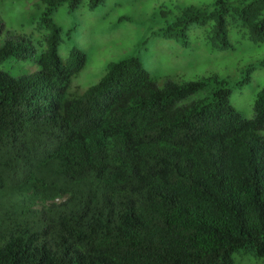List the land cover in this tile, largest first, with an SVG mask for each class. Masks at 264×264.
<instances>
[{"label": "trees", "instance_id": "1", "mask_svg": "<svg viewBox=\"0 0 264 264\" xmlns=\"http://www.w3.org/2000/svg\"><path fill=\"white\" fill-rule=\"evenodd\" d=\"M104 1L39 0L37 53L0 19V64L36 66H0V264L264 263V83L244 117L226 78L157 84L129 54L69 90L86 55L59 56L50 14ZM189 24L217 49L231 27L262 42L264 0L190 4L161 33L184 38ZM262 67L249 63L232 86Z\"/></svg>", "mask_w": 264, "mask_h": 264}, {"label": "rangeland", "instance_id": "2", "mask_svg": "<svg viewBox=\"0 0 264 264\" xmlns=\"http://www.w3.org/2000/svg\"><path fill=\"white\" fill-rule=\"evenodd\" d=\"M213 0H105L90 9L85 2L68 10L65 4L54 9L50 17L60 26L58 54L67 57L76 46L86 55L85 66L71 79L69 90L82 92L103 73L106 63L125 55H137L150 76L161 84L165 79L177 81L217 75L231 86L230 103L244 117L252 115L255 93L264 83V67L253 68L249 81L232 84L240 78L249 63L264 58V41L251 42L239 26L228 29L229 46L212 45L206 26L189 24L185 37L164 36L162 28L173 21L187 5L209 6ZM39 0H0L1 33L28 36L36 53L43 48L36 28ZM31 33V34H29ZM0 34V36L2 35ZM4 62V61H3ZM0 66L11 74L35 69L32 61H6ZM235 264H264L260 260L236 258Z\"/></svg>", "mask_w": 264, "mask_h": 264}]
</instances>
